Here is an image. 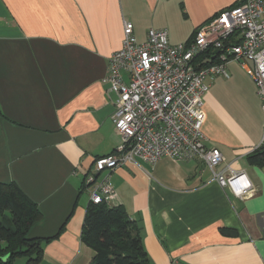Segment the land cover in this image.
Wrapping results in <instances>:
<instances>
[{
    "label": "crops",
    "instance_id": "1",
    "mask_svg": "<svg viewBox=\"0 0 264 264\" xmlns=\"http://www.w3.org/2000/svg\"><path fill=\"white\" fill-rule=\"evenodd\" d=\"M237 1L0 0V182L18 183L42 211L30 236L59 233L43 243L38 264L92 261L81 240L85 178L123 142L111 118L116 95L103 79L124 21L140 41L155 28L167 29L171 44L187 43ZM226 67L228 77L207 79L203 143L222 152L219 168L245 171L253 195L221 186L197 156L137 159L100 173L113 184L110 205L139 222L152 264H264V165L248 160L264 144V110L246 71L235 61Z\"/></svg>",
    "mask_w": 264,
    "mask_h": 264
},
{
    "label": "built area",
    "instance_id": "2",
    "mask_svg": "<svg viewBox=\"0 0 264 264\" xmlns=\"http://www.w3.org/2000/svg\"><path fill=\"white\" fill-rule=\"evenodd\" d=\"M211 50L218 62L198 68L195 57ZM229 61L238 62L253 79L264 110V0H238L199 25L190 41L175 45L166 29L150 28L140 41L134 23L124 21L123 45L103 79L116 95L111 118L123 142L95 159L85 178L90 201L109 203L114 197L109 174L100 176L103 171L162 157H201L221 186L239 197L254 194L245 171L230 163L219 168L222 152L203 143L207 79L228 77Z\"/></svg>",
    "mask_w": 264,
    "mask_h": 264
},
{
    "label": "trees",
    "instance_id": "3",
    "mask_svg": "<svg viewBox=\"0 0 264 264\" xmlns=\"http://www.w3.org/2000/svg\"><path fill=\"white\" fill-rule=\"evenodd\" d=\"M238 4V1L232 6ZM231 6V7H232ZM198 68L218 62L213 51L194 59ZM3 112L0 109V118ZM252 164L264 165V144L248 156ZM42 219V211L20 185L0 182V264H15L20 257L26 264H38L43 258V243L53 237H32V226ZM225 235H236L232 228L222 227ZM81 240L93 252L90 264H152L143 245L141 226L122 205L89 201L81 231Z\"/></svg>",
    "mask_w": 264,
    "mask_h": 264
},
{
    "label": "rangeland",
    "instance_id": "4",
    "mask_svg": "<svg viewBox=\"0 0 264 264\" xmlns=\"http://www.w3.org/2000/svg\"><path fill=\"white\" fill-rule=\"evenodd\" d=\"M167 30V29H166ZM238 63V62H237ZM239 64V63H238ZM240 65V64H239ZM88 192H85L87 194ZM15 264H26V258L25 257H20L16 260Z\"/></svg>",
    "mask_w": 264,
    "mask_h": 264
},
{
    "label": "water",
    "instance_id": "5",
    "mask_svg": "<svg viewBox=\"0 0 264 264\" xmlns=\"http://www.w3.org/2000/svg\"><path fill=\"white\" fill-rule=\"evenodd\" d=\"M215 52H217V50Z\"/></svg>",
    "mask_w": 264,
    "mask_h": 264
}]
</instances>
